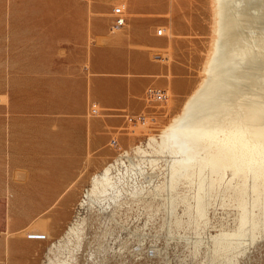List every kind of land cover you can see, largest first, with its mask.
Segmentation results:
<instances>
[{
    "label": "rangeland",
    "instance_id": "obj_1",
    "mask_svg": "<svg viewBox=\"0 0 264 264\" xmlns=\"http://www.w3.org/2000/svg\"><path fill=\"white\" fill-rule=\"evenodd\" d=\"M121 3L127 24L112 31L111 11ZM211 4L0 0V264L47 263L71 203L59 192L45 193L46 185L102 168L179 111L210 49ZM149 87L167 97L148 98ZM119 215L122 248H110L103 262L82 258L81 264H210V235L232 222L221 206L210 209L211 223L201 234L194 224L176 225L156 203L152 210L134 204ZM32 226L44 228L45 236L26 235ZM198 237L205 242L195 247ZM216 264L232 263L222 256ZM235 264H264V235L248 242Z\"/></svg>",
    "mask_w": 264,
    "mask_h": 264
},
{
    "label": "bare ground",
    "instance_id": "obj_2",
    "mask_svg": "<svg viewBox=\"0 0 264 264\" xmlns=\"http://www.w3.org/2000/svg\"><path fill=\"white\" fill-rule=\"evenodd\" d=\"M212 4L202 75L179 111L102 168L45 186V193L59 192L71 203L67 228L51 240L46 264L102 261L110 248L117 253L119 214L134 204L152 210L156 203L176 225L194 224L198 234L211 223L210 209L227 210L232 222H222L208 241L210 264L222 256L235 264L245 245L264 235V0ZM179 134L188 136V156L171 143ZM202 242L196 238L195 247Z\"/></svg>",
    "mask_w": 264,
    "mask_h": 264
},
{
    "label": "built area",
    "instance_id": "obj_3",
    "mask_svg": "<svg viewBox=\"0 0 264 264\" xmlns=\"http://www.w3.org/2000/svg\"><path fill=\"white\" fill-rule=\"evenodd\" d=\"M112 24H111V30L114 31V30H119L121 28H123L126 24H127V13H126V7L124 4H118V5H115L113 8H112ZM157 33L159 35H162L164 33V28H158L157 29ZM146 95L148 98L150 99H157V100H163L166 98V94L161 91V90H158L156 88H153V87H149L146 91ZM98 111V108H97V103H93L92 104V112H97ZM139 119H142L144 120L145 117L143 115H140L138 116ZM131 120L134 119V117H130ZM144 122V121H143ZM44 228L42 230H37L36 227H30L28 229H26V235H29V236H40V237H44L45 234H43L44 232Z\"/></svg>",
    "mask_w": 264,
    "mask_h": 264
},
{
    "label": "crops",
    "instance_id": "obj_4",
    "mask_svg": "<svg viewBox=\"0 0 264 264\" xmlns=\"http://www.w3.org/2000/svg\"><path fill=\"white\" fill-rule=\"evenodd\" d=\"M125 82L127 81V80H125V79H123ZM120 81V80H119ZM120 102V101H119ZM125 104V102L123 101V102H121V105H124Z\"/></svg>",
    "mask_w": 264,
    "mask_h": 264
}]
</instances>
